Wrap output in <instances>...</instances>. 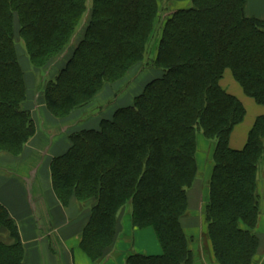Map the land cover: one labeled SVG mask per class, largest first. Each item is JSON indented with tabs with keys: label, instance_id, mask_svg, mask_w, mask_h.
Listing matches in <instances>:
<instances>
[{
	"label": "trees",
	"instance_id": "trees-1",
	"mask_svg": "<svg viewBox=\"0 0 264 264\" xmlns=\"http://www.w3.org/2000/svg\"><path fill=\"white\" fill-rule=\"evenodd\" d=\"M88 2L0 0V154H22L39 112L59 120L68 144L52 158V185L63 206L89 212L80 245L93 261L114 250L129 206L132 226L153 228L163 253L129 254L127 264H204L206 252L213 264H255L264 236V115L245 146L232 148L247 109L221 80L230 69L264 105V20L247 15V0ZM138 83L128 103L116 102ZM202 141L211 150L207 177ZM201 177L208 192L192 210ZM191 213L202 229L186 223ZM24 254L0 202V264H26Z\"/></svg>",
	"mask_w": 264,
	"mask_h": 264
},
{
	"label": "crops",
	"instance_id": "crops-1",
	"mask_svg": "<svg viewBox=\"0 0 264 264\" xmlns=\"http://www.w3.org/2000/svg\"><path fill=\"white\" fill-rule=\"evenodd\" d=\"M234 87L233 90L225 89L243 102L238 96L240 89L237 85ZM39 115L38 132L31 143L26 145L22 154L20 156L0 154V202L9 209L18 225L25 247V263L127 264L129 254L161 255L163 248L155 230L151 227L134 228L130 219L123 222L122 235L113 250L119 251L115 256L108 255L105 259L93 261L83 251L80 236L88 222L89 212L77 202L61 208L63 206L51 180L52 158L66 150L67 135L62 130L59 120L48 111L39 112ZM257 116L259 115L255 114L249 123H245V118L235 127L230 138L232 148L241 149L245 146L249 130ZM30 162L40 166L36 169L32 163L31 167L26 169L19 167V164L24 166ZM261 229L264 232V219ZM3 240L8 243L13 241L8 234L3 235ZM263 247L264 236L261 253H264Z\"/></svg>",
	"mask_w": 264,
	"mask_h": 264
},
{
	"label": "rangeland",
	"instance_id": "rangeland-1",
	"mask_svg": "<svg viewBox=\"0 0 264 264\" xmlns=\"http://www.w3.org/2000/svg\"><path fill=\"white\" fill-rule=\"evenodd\" d=\"M92 3V0H89L88 4L91 5ZM167 3V2H166ZM167 4H171L169 1ZM184 4V3H183ZM183 4H179V5H175V3L172 4V6H180V5H183ZM246 13L248 16H254V17H257L258 19H261V20H264V0H247V5H246ZM22 53V52H21ZM23 54V53H22ZM22 63L25 67L28 66V61L26 60V58L23 56V59H22ZM226 73H224V76H223V80L221 81V85L224 87V88H228L229 90H233L235 87V85L238 86V88L240 89V96L242 99H243V102L247 108V115H246V122L245 123H249L250 120H252V118H254L255 114L257 115H264V105H259L255 102V100L251 97H249L248 95H246L242 89V87L240 86V84L234 80L233 76H232V72L230 69H227L225 71ZM29 82V87L30 89L34 90V87H35V81H34V78L33 79H30L28 80ZM143 84V83H138V85H136L134 88L131 87H128L124 93H123V96L124 97H121V98H118V100H116V102L118 101L119 104L120 103H128L129 100L131 99V97H133L137 92H138V87H140V85ZM224 84V85H223ZM234 87V88H233ZM107 92H109L110 94H112V91H113V87L112 89L110 90L109 87H107ZM227 89V90H228ZM106 92V93H107ZM33 92H31V95H32ZM109 94V95H110ZM30 100L33 101L34 100V94L30 97ZM41 102L40 101H37V103L39 104ZM36 103V102H35ZM35 103L33 102H30V106L33 107L32 109H35ZM100 104V102H98ZM109 101H105L101 106L104 105V108L106 107L105 109V112L107 111L108 109V106H109ZM92 110V109H91ZM96 113V112H94ZM107 113H109V111H107ZM97 115V114H96ZM97 120V119H96ZM92 123V124H91ZM96 124V121L95 119L91 120L88 122V125H94ZM250 131V130H249ZM209 143H206L205 141H202L200 143V151H199V161L201 164H203V171H204V175L205 177L209 176V173H210V165H209V156H210V153H211V150L209 148ZM19 163V162H18ZM33 162H30V163H25V165L23 166V164H19V167H22L23 169H26L27 167H31ZM33 166L38 169V167L40 165H38L37 163L35 164V162L33 163ZM261 172H262V169H261ZM262 174V173H261ZM203 176V175H202ZM201 179V180H200ZM52 180V179H51ZM207 181V180H206ZM206 181H203V177L199 178V181L195 184L193 190L191 191L190 193V199H191V209L192 210H197L200 206V203L203 202V198L206 197V194L208 192V188L206 187ZM3 183V181H2ZM205 196V197H204ZM61 203V202H60ZM62 205V203H61ZM70 205V204H69ZM63 206V205H62ZM65 206L61 207V208H64ZM68 207V206H67ZM129 206H127V209L123 212L124 216H123V221H121V226L123 228L124 224H122V222H124V220L128 221V217L130 216L129 215ZM79 214V213H78ZM193 216V217H192ZM74 220V219H73ZM186 223L187 224H191V225H194V224H198L200 225L199 227L202 229L203 225H202V219H198L195 215H193L191 213V216L186 217ZM120 229V227H119ZM122 231V230H121ZM120 231V234H119V237H121L122 233ZM82 237V234L80 236V238ZM22 240V239H21ZM118 241V239H117ZM80 244H81V239H80ZM81 246V245H80ZM263 250H264V247H263ZM206 251V250H205ZM117 253H119V251H112L110 252L108 255H112V256H115ZM202 257H203V262L205 264H213L212 263V258L210 256L209 253H202ZM205 260V261H204ZM255 264H264V253H261L259 258L257 259V262Z\"/></svg>",
	"mask_w": 264,
	"mask_h": 264
}]
</instances>
